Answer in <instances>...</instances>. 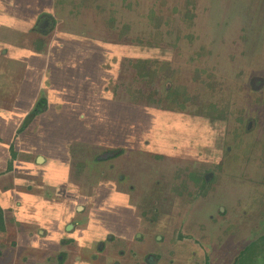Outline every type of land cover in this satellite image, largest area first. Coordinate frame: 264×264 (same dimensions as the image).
Returning <instances> with one entry per match:
<instances>
[{
	"label": "rangeland",
	"instance_id": "374dc122",
	"mask_svg": "<svg viewBox=\"0 0 264 264\" xmlns=\"http://www.w3.org/2000/svg\"><path fill=\"white\" fill-rule=\"evenodd\" d=\"M58 2L60 29L87 40L129 45V65L117 84L123 97L118 99L128 100L129 106L158 110V119L151 112L144 128L139 121L129 129L135 136L149 134L154 140H164L166 145L159 149L167 157L156 155L154 148L146 146L145 152L148 148L153 151L149 160L133 152L125 166H137L138 159L152 163L153 158L177 165V183L170 182L173 171L166 177L151 171L138 175V182L133 181L127 197L129 228L137 221L144 230L142 238L156 237L149 244L155 246L158 237H163L155 230L171 216L174 236L176 230L185 228L200 240L213 239L215 245L223 243L225 250L231 251L254 239L259 241L262 235L248 251L254 252L252 260L242 264H264V55L259 60L257 57L258 47L264 42V0L256 3L255 24L252 22L245 48L239 50H227L224 45L229 40L235 46L231 30L247 33L248 23L241 20L245 0ZM226 27L229 30L225 33ZM260 53L264 54V47ZM227 59L232 64L222 66ZM257 80L261 81L256 84ZM71 100L87 111V117L96 113L94 107L99 114L105 111L104 105L83 93ZM112 113L113 126L117 124L115 133L119 125H124L125 115ZM135 114H131V120ZM157 120L160 123H155ZM100 148L104 154L114 150ZM117 155L102 164L109 168L119 165ZM161 185L160 193H144L146 188L157 186L156 190ZM138 195L147 199L149 206L137 200L141 198ZM130 202L135 204L136 214L130 211ZM145 206L157 208L156 216L144 214ZM134 240L139 241L138 237ZM147 260L152 264L156 259Z\"/></svg>",
	"mask_w": 264,
	"mask_h": 264
},
{
	"label": "crops",
	"instance_id": "0c3cea01",
	"mask_svg": "<svg viewBox=\"0 0 264 264\" xmlns=\"http://www.w3.org/2000/svg\"><path fill=\"white\" fill-rule=\"evenodd\" d=\"M259 1L261 0H245L247 5L241 14V20L248 23L245 24L247 33L231 30L229 33L235 46L227 40L225 49L245 48L250 29L255 24L253 20H256V3ZM248 11L249 16H246ZM44 18L50 19L54 24L52 29L50 24L46 26L49 30L47 33L39 32L35 26L36 22L40 23L41 19L43 22ZM60 24L62 25L57 17V0H0V163L3 164L0 165V170L5 167L12 145L15 146L17 153L15 172L9 179L11 183L4 182L5 194L0 193V201L7 209L16 206V202L20 204L17 213L20 212L22 228L19 234L20 237H29V240V234L34 232L32 227L39 226L42 221L49 224V219L54 217L51 214L57 215L62 213L64 208L68 211L70 207L85 205L91 200H94V204L98 203V198H102L105 191L113 199L111 200L106 194L110 198L109 204L117 197L125 200V205L129 204L127 198L129 195L122 189L121 183L112 184L117 173L112 177L105 175L104 171L107 172L110 168L109 165L102 164L107 162L104 160V155L111 158L110 155L117 149L125 155H129V150H132L149 156L155 150L156 155L166 156V153L159 149L166 145L164 140L159 142V138L154 140L149 134L135 136L131 130L133 129L131 126L138 124L139 121L144 128L151 112H154L155 114L151 115L158 119L156 113L158 110L129 106L128 100L118 99L121 95L117 84L121 82L129 65V45L87 40L81 36L71 35L68 33L69 30L68 32H65V29L60 30ZM262 29L264 34V23ZM228 30L226 27L225 33ZM263 43L257 50L258 60L264 55L260 53L261 48L264 47ZM134 54L132 52V55ZM123 63L126 65L124 66ZM231 64L232 61L227 59L222 66ZM82 93L84 97L97 101L100 106L104 105V113L99 114L94 107L96 113L91 114L93 117H87V111L71 100L73 97H80ZM41 100L47 101V110L36 116L33 122L18 134L29 113ZM112 111L125 115L124 125H119L115 133L113 128L117 124L113 126ZM133 112L136 114L131 120ZM156 122L160 123L158 120ZM140 132L145 133L143 129ZM97 133L102 136L99 137ZM161 134L165 135L163 131ZM146 146L154 148L153 151L148 148V152H145L143 149H147ZM100 147H110L114 150L109 152L110 154H104ZM75 154L84 155L82 160L84 177L80 184L71 183L70 179V171L74 165L71 156L73 159ZM125 155L117 158L119 169H114L116 166L112 169L127 174L128 184L129 178L151 171H157L160 175L163 173L161 169L165 168L162 162L161 164L154 159L152 163L138 159L137 166L129 168V164L125 166L126 162L129 163V156ZM138 180L139 178H133L135 182ZM156 187L146 188L144 193H160L162 185L155 190ZM140 197L137 200L143 204L145 198ZM130 205L135 206L131 202ZM94 215L91 211L85 214L89 218H94ZM166 219L168 220L169 216L158 226L163 227V231L168 229L165 228ZM32 222L37 223L32 225ZM84 226L85 224L80 227ZM138 231H144L139 224L133 226V235ZM118 233L127 236L129 228L126 227ZM80 238L85 243V247L82 248L80 244L76 246L75 254L69 256L66 264H102L94 258V251L91 249L100 237ZM123 238L128 241L125 243L128 245V250L110 256L112 259L109 261L110 264H151L147 260L149 257L157 259L161 257L157 264H184L182 261L186 260L182 254L172 252L175 245L172 240H167L164 244L161 241L163 237H159L155 246H151L149 244L156 237H149L144 239L145 244L149 246L140 249V251L144 250L142 254L132 256L129 247L142 243V238L138 237L139 243L134 240L135 237ZM120 241L121 239L118 238L114 243L117 252L125 248L124 243ZM44 242L45 240L41 242L40 250L37 249L39 253L37 260L47 264V259L52 255V247H48ZM15 254L17 260L22 263L20 254ZM107 260L106 257L103 262Z\"/></svg>",
	"mask_w": 264,
	"mask_h": 264
},
{
	"label": "flooded vegetation",
	"instance_id": "af4514ba",
	"mask_svg": "<svg viewBox=\"0 0 264 264\" xmlns=\"http://www.w3.org/2000/svg\"><path fill=\"white\" fill-rule=\"evenodd\" d=\"M58 1L59 0H57V13H58V3H59ZM44 19L45 20L43 22L42 19L40 20L41 21L40 23L36 22L35 26L37 27L36 29H38L39 32L47 33L49 30L46 29V26H49L50 24L52 29V27H54V24L53 22L50 21V19H46V18ZM86 34L89 33L87 32ZM46 110H47V101L46 100L39 101L35 106V108L29 113V115L25 119L23 126L21 130L18 132V134L22 133L27 128V126H29V124L33 122L36 116L45 112ZM114 153L118 154L117 158H120L123 155H125L123 153H120L119 151H116ZM114 153L110 155L112 159L116 155ZM129 153H130L129 155H125V156L126 157L129 156V158H131L132 154H134L135 152L133 153L132 150H129ZM139 154L140 153H135V155H139ZM8 155L9 157L5 163L4 169L0 170V193L3 194H5L4 182L11 183L9 179L11 175H13L15 172L17 153L15 152L14 145H12L11 148L9 149ZM142 155L146 156L147 154H142ZM83 156L84 155L75 154V156H73V159L71 156V160L72 162H74L73 168H71L70 171L71 183L80 184L82 181V177H84L83 176L84 173L82 172V168H83L82 164L84 162L82 161L84 158ZM164 157H167V155ZM111 158H108L107 155H104V160H106L107 162L109 160H112ZM149 158L150 155L147 156L146 160H149ZM153 159L158 162L160 161L159 163L162 162L163 163V164L161 163L162 166L163 165L165 166L164 169H161V171L163 172L162 177H166L167 174H170L173 171L172 173L173 176H171L170 182L171 183L178 182V179L174 178L177 165H172L171 164L172 162L169 163L164 159L162 160H158L155 158ZM136 162H138V160ZM1 164L2 163H0V165ZM113 167L115 166H111L109 170L113 171L112 169ZM116 168L117 165L114 169ZM129 168H132L131 164L129 165ZM109 170L107 172H109ZM106 173H105L106 176H110V177L113 176V173H108V174ZM123 174L124 173H122V175ZM120 175L121 173L117 174V177L112 181V184L116 185L118 182L119 185V183H121L122 189L125 192H127V194L129 195L131 190H133L132 189L133 178L138 179L139 177L133 175L134 176L133 178H129V184H128L126 182L127 181L126 177L124 175L120 177ZM207 178L208 177H206V179ZM106 194L109 197H111V200H113L112 196L105 191V193L102 195V198H98V203L95 202L94 204V200H91L89 203H86L85 205L78 204V206L70 207L68 208V211L64 208L62 213H59L57 215L51 214L54 217H52L51 220L49 219V224L43 223L42 221L39 224V226L34 225V227H32L35 233L33 232L32 234L31 233L29 234L30 240L29 237L26 238L20 237L19 234V231H21L20 229L22 228L20 225L21 224L20 212L17 213V211H19L20 204L16 202V206L7 209L3 207V204L0 201V264H43L37 260V257L39 255L37 249L40 250L39 246L41 242H43L44 240H45L44 243H46L48 247H52V251H51L52 255L47 259L46 262L47 264H66L67 260L69 259V256L71 257L75 254L77 250L76 246H79L80 244V246L82 245V248L85 247V243H83V240L80 237H100L91 246V249L94 251V258L97 260V262L102 264H106L107 261L109 263V261L112 260L110 256L116 255V253H123L122 251L127 252L128 245L126 244L127 245L126 246L125 243H127L128 241L123 237L142 238L144 237L143 236L144 231H138L135 235H133V226H136L138 223L135 221L130 225L129 228V208H128L129 204L127 203V205H125V200H121L120 197H117L113 202L111 201V203L109 204L110 198H108ZM144 202H148V206H149V201L147 199H145ZM144 208L150 209L147 206H145ZM147 209L144 212V214H146L147 216L150 214V216L153 217L156 216L155 215L156 213H158L157 208L150 209V211H147ZM134 210L135 208L132 207L130 211L133 214H136ZM89 211H91L92 214H95L94 218H89L85 216V214ZM158 218H157V222H158ZM172 220L173 219L171 216H169L168 220L166 219L165 228H168L167 231L164 230L163 232V227L159 228L160 229L159 232L163 235L161 241L163 243H166L167 240L171 239L175 244L172 249V252L178 253V255L182 254V257L186 259L182 261L184 264H242V262L245 263L247 259H249L250 261L252 260V254L254 252L248 253V251L252 249V247L255 244L261 241L262 238L261 235L259 237V241H257V239H254L253 241H250L251 243L250 242L247 243L243 248L238 250H236V248L233 251L229 250V248L225 250V246L223 243L217 246L215 245L213 239L202 241L198 237H196L194 233L187 232L185 228H181L180 230L178 229V231L176 230V236H174L173 234L174 228L171 226ZM36 223L37 222H32V225ZM84 224H85L84 227H80ZM183 225H185V223H183ZM126 227L129 228V235L121 236V234H119L118 231L123 230ZM27 228L29 229V227ZM118 238L121 239V241L124 243L125 248L120 249L117 252V247L114 243L117 242ZM141 240L142 243L137 244L134 247L133 246L129 247V250L132 251L131 252L132 256H139L138 254H142V252L144 251V250L140 251V249L147 247L148 244H145L144 238H142ZM137 242L139 243L140 240ZM137 248L139 249L137 250ZM148 251L150 252V250ZM15 253L20 254L22 263L17 260V254ZM106 257L108 258V260L103 262L104 260H106ZM155 259L156 262L158 263L159 260H161V257ZM170 262L172 263V261Z\"/></svg>",
	"mask_w": 264,
	"mask_h": 264
},
{
	"label": "trees",
	"instance_id": "16d2710c",
	"mask_svg": "<svg viewBox=\"0 0 264 264\" xmlns=\"http://www.w3.org/2000/svg\"><path fill=\"white\" fill-rule=\"evenodd\" d=\"M53 25V24H52ZM259 81H261V80H257V81H255V83L257 84Z\"/></svg>",
	"mask_w": 264,
	"mask_h": 264
}]
</instances>
